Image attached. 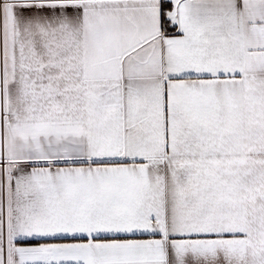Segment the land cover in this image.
Wrapping results in <instances>:
<instances>
[{
	"label": "snow or ice",
	"instance_id": "snow-or-ice-1",
	"mask_svg": "<svg viewBox=\"0 0 264 264\" xmlns=\"http://www.w3.org/2000/svg\"><path fill=\"white\" fill-rule=\"evenodd\" d=\"M0 264H264V0H0Z\"/></svg>",
	"mask_w": 264,
	"mask_h": 264
}]
</instances>
